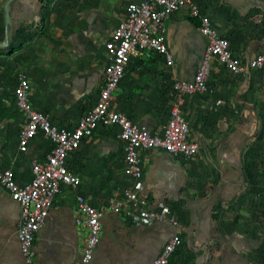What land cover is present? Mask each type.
I'll return each mask as SVG.
<instances>
[{
  "label": "crops",
  "instance_id": "crops-1",
  "mask_svg": "<svg viewBox=\"0 0 264 264\" xmlns=\"http://www.w3.org/2000/svg\"><path fill=\"white\" fill-rule=\"evenodd\" d=\"M6 1L0 0V167L11 169L17 184L25 185L32 162H44L51 144L39 134L25 154L19 152L26 117L16 103L17 75H26L35 111L56 125L75 127L103 86L104 44L125 7L143 0H13L5 45ZM193 1L228 40L246 73L234 77L211 64V92L186 95L182 107L188 141L198 145L197 154L185 159L161 149L142 152L141 180L125 174L118 128L98 126L67 158L80 184L61 186L35 237L36 264L79 260L87 227L77 211L78 196L102 214L90 264H152L174 235L182 245L169 264H264V90L261 72L248 70L252 59L264 55V0ZM199 25L187 8L166 20L163 35L172 65L156 54L132 58L115 92L114 109L161 136L174 83L192 80L206 51ZM126 188L145 209L169 206L177 226L132 224L129 204L114 213L111 207ZM19 221V205L0 187V264H22Z\"/></svg>",
  "mask_w": 264,
  "mask_h": 264
},
{
  "label": "built area",
  "instance_id": "built-area-1",
  "mask_svg": "<svg viewBox=\"0 0 264 264\" xmlns=\"http://www.w3.org/2000/svg\"><path fill=\"white\" fill-rule=\"evenodd\" d=\"M182 8L189 10L191 18L199 20V31L207 38L208 44L192 80L174 83L169 118L162 136L158 137L148 132L146 127L133 124L125 115L114 109L113 99L132 58H150L156 54L165 59L167 66L172 65L163 35L164 22ZM104 48L107 64L103 70V86L98 100L73 129L57 127L48 115L35 111L30 101L29 81L23 72L18 74L16 103L19 111L26 116V125L18 138L19 151L26 153L29 142L38 134L48 137L53 145L45 162H32L31 178L25 185L17 184L11 169L0 167V187L20 206L17 240L22 264H36L35 236L45 224L61 185L72 188L79 186V178L69 172L65 162L67 156L77 150L81 141L91 136L98 125L118 127L119 139L123 143L125 174L135 180H141L142 152L159 148L174 157L182 156L185 159L197 153V144L188 141L189 128L182 115V107L186 95L211 92L207 87L211 64L216 62L234 77H241L247 71V68L232 56L228 40L217 34L210 18L201 12L193 0H143L139 3H129L125 7L124 18L112 32ZM248 70L261 72V86L264 90V55L252 59ZM124 204H129L131 208L129 221L132 224L151 225L168 221L173 226L177 225L176 220L164 210L141 209L136 193L131 188L124 189L122 197L115 200L111 208L118 213ZM77 211L84 217L87 238L81 256L75 264H90L100 239L101 213L83 196L77 198ZM77 223L81 221L77 220ZM181 243L180 237L174 235L152 264H168Z\"/></svg>",
  "mask_w": 264,
  "mask_h": 264
},
{
  "label": "bare ground",
  "instance_id": "bare-ground-1",
  "mask_svg": "<svg viewBox=\"0 0 264 264\" xmlns=\"http://www.w3.org/2000/svg\"><path fill=\"white\" fill-rule=\"evenodd\" d=\"M180 10H181V9H180ZM178 11H179V10H178ZM171 17H172V16H171ZM217 34H218V33H217ZM218 35H219V34H218ZM125 71H126V70H125ZM254 72H255V71H254ZM256 72H260V71H256ZM208 75H209V74H208ZM261 75H262V74H261ZM261 77H262V76H261ZM17 78H18V75H17ZM190 81H191V80H190ZM207 81H208V77H207ZM187 82H188V81H187ZM204 92H208V91H204ZM195 93H202V92H195ZM192 94H193V93H192ZM98 95H99V94H98ZM97 100H98V99H97ZM95 103H96V102H95ZM95 103H94V104H95ZM91 108H92V107H91ZM91 108H90V109H91ZM90 109H89V110H90ZM89 110H88V111H89ZM88 111H87V112H88ZM87 112H86V113H87ZM86 113H84V115H85ZM84 115H83V116H84ZM123 115H124V114H123ZM83 116H81V117H83ZM25 117H26V116H25ZM81 117H80V118H81ZM127 119H128V118H127ZM79 120H80V119H79ZM79 120H78V121H79ZM51 122H52V121H51ZM52 123H53L55 126H57V127H65V128H68V127H66V126H59V125H56L54 122H52ZM77 124H78V122H77ZM77 124H76V126H77ZM133 124H134V123H133ZM25 125H26V123H25ZM135 125H137V124H135ZM165 125H166V124H165ZM76 126H75V127H76ZM98 126H104V125H98ZM98 126L96 127V129L98 128ZM137 126H140V125H137ZM24 127H25V126H24ZM75 127L68 128V129H73V128H75ZM105 127H116V126H105ZM164 127H165V126H164ZM164 127H163V129H164ZM117 128H118V127H117ZM23 129H24V128H23ZM96 129L92 132L91 136L84 138V139L81 141V144H82V142H83L85 139L92 137V135L94 134V132L96 131ZM146 129H147V128H146ZM118 130H119V129H118ZM147 130H148V129H147ZM148 132H150V131L148 130ZM20 133H21V132H20ZM150 133H151V132H150ZM162 133H163V130H162V132H161V136H162ZM151 134H153V133H151ZM19 135H20V134H19ZM38 135H39V134H38ZM40 135L45 136V135H43V134H40ZM156 135H157V134H156ZM157 136H158V137H161V136H159V135H157ZM45 137H46V136H45ZM35 138H36V137H35ZM35 138H34V139H35ZM46 138L49 140L48 137H46ZM34 139H33V140H34ZM118 139H119V133H118ZM119 140H120V139H119ZM31 141H32V140H31ZM31 141H30V142H31ZM30 142H29V143H30ZM49 142H50V144H51V150H52L53 145H52V143H51L50 140H49ZM81 144H80V146H81ZM80 146H79V148H80ZM197 146H198V145H197ZM28 147H29V145H28ZM79 148H78V149H79ZM18 149H19V146H18ZM78 149H77V150H78ZM154 149H159V148H154ZM198 149H199V148H198ZM51 150H50V152H51ZM150 150H152V149H150ZM161 150H162V149H161ZM75 151H76V150H75ZM75 151H73V152H75ZM147 151H148V150H147ZM163 151H164V150H163ZM19 152H20V151H19ZM73 152H72V153H73ZM122 152H123V143H122ZM197 152H198V151H197ZM20 153H21V152H20ZM72 153H70L69 155H71ZM167 153H168V152H167ZM23 154H25V153H23ZM49 154H50V153H49ZM49 154H48V155H49ZM196 154H197V153H196ZM196 154H195V155H196ZM48 155H47V156H48ZM69 155H68V156H69ZM170 155H171V154H170ZM68 156H67V158H68ZM123 156H124V154H123ZM172 156H173V155H172ZM192 157H193V156H192ZM46 159H47V158H46ZM123 159H124V157H123ZM45 161H46V160H45ZM45 161H44V162H45ZM66 161H67V159H66ZM40 162H41V161H40ZM65 163H66V162H65ZM66 167H67V165H66ZM67 169H68V167H67ZM68 170H69V169H68ZM69 172H70V171H69ZM70 173H71V172H70ZM71 174H72V173H71ZM14 175H15V174H14ZM72 175H73V174H72ZM61 186H62V185H61ZM66 186H67V185H66ZM2 189H3V188H2ZM3 190H4V189H3ZM15 202H16V201H15ZM16 203H17V202H16ZM53 203H54V202H53ZM17 204H18V203H17ZM18 205H19V204H18ZM124 205H125V204H124ZM52 206H53V205H52ZM19 207H20V206H19ZM123 207H124V206H123ZM129 207H130V206H129ZM51 208H52V207H51ZM111 209H112V208H111ZM122 209H123V208H122ZM122 209H121V210H122ZM121 210H120V211H121ZM112 211H113V210H112ZM120 211H119V212H120ZM113 212H114V211H113ZM119 212H118V213H119ZM100 213H101V212H100ZM114 213H115V212H114ZM101 216H102V214H101ZM100 219H101V218H100ZM164 222H168V221H164ZM160 223H161V222H160ZM168 223H169V222H168ZM154 224H156V223H154ZM171 225H172V224H171ZM172 226H173V225H172ZM176 226H177V225H176ZM174 227H175V226H174ZM35 237H36V236H35ZM180 239H181V238H180ZM99 240H100V239H99ZM34 241H35V240H34ZM169 241H170V240H169ZM169 241H168V242H169ZM181 242H182V240H181ZM181 245H182V243H181ZM163 247H164V246H163ZM163 247H162V249H163ZM180 247H181V246H180ZM180 247H179V248H180ZM179 248H178V249H179ZM162 249H161V251H162ZM161 251H160V252H161ZM176 251H177V250H176ZM176 251H175V252H176ZM175 252L173 253V255L175 254ZM159 254H160V253H159ZM159 254H158V255H159ZM173 255H172V256H173ZM156 258H157V257H156ZM171 258H172V257H171ZM171 258H170V260H171ZM170 260H169V262H170ZM168 264H169V263H168Z\"/></svg>",
  "mask_w": 264,
  "mask_h": 264
},
{
  "label": "water",
  "instance_id": "water-1",
  "mask_svg": "<svg viewBox=\"0 0 264 264\" xmlns=\"http://www.w3.org/2000/svg\"><path fill=\"white\" fill-rule=\"evenodd\" d=\"M13 0H7L5 5H4V12H5V15H4V20H5V24H4V28H5V40H4V44L7 45L8 44V41H9V31H10V28L12 26V23H11V17H10V11H9V5L10 3L12 2ZM0 46H2V43H0Z\"/></svg>",
  "mask_w": 264,
  "mask_h": 264
},
{
  "label": "rangeland",
  "instance_id": "rangeland-1",
  "mask_svg": "<svg viewBox=\"0 0 264 264\" xmlns=\"http://www.w3.org/2000/svg\"><path fill=\"white\" fill-rule=\"evenodd\" d=\"M252 72L253 71H250L249 74L252 73ZM138 204H139V207L141 209L147 208V206L140 200V198H138ZM126 206L128 207V209L126 210L127 211L126 213H130L131 212V208L128 205H126ZM156 210L157 211L164 210L168 215H170V216H172L173 218L176 219L175 214H173L172 211H170L171 209L169 208V206H166V204H163V203L159 204L158 209H156Z\"/></svg>",
  "mask_w": 264,
  "mask_h": 264
}]
</instances>
